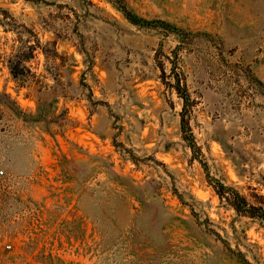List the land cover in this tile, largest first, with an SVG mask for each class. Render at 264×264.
Masks as SVG:
<instances>
[{
	"label": "rangeland",
	"instance_id": "rangeland-1",
	"mask_svg": "<svg viewBox=\"0 0 264 264\" xmlns=\"http://www.w3.org/2000/svg\"><path fill=\"white\" fill-rule=\"evenodd\" d=\"M0 171V264H264V0H0Z\"/></svg>",
	"mask_w": 264,
	"mask_h": 264
},
{
	"label": "trees",
	"instance_id": "trees-1",
	"mask_svg": "<svg viewBox=\"0 0 264 264\" xmlns=\"http://www.w3.org/2000/svg\"><path fill=\"white\" fill-rule=\"evenodd\" d=\"M120 12L122 13L123 17L132 25L135 26H150L151 24L155 22L151 21H146L144 19H139L136 15L131 13L129 10H127L125 7H121ZM164 24V23H161ZM166 26V25H165ZM10 73L12 74L13 77H17V73L15 72V65H10ZM223 194V193H222ZM222 194H219L220 197L222 198Z\"/></svg>",
	"mask_w": 264,
	"mask_h": 264
},
{
	"label": "built area",
	"instance_id": "built-area-1",
	"mask_svg": "<svg viewBox=\"0 0 264 264\" xmlns=\"http://www.w3.org/2000/svg\"><path fill=\"white\" fill-rule=\"evenodd\" d=\"M1 176H2V172L0 171V179H1ZM6 248L9 249L10 246H7Z\"/></svg>",
	"mask_w": 264,
	"mask_h": 264
}]
</instances>
